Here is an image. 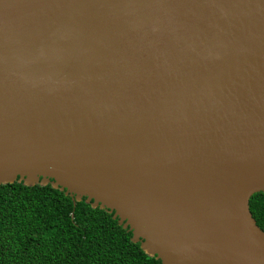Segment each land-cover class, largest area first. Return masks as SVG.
<instances>
[{"label":"water","instance_id":"95a60500","mask_svg":"<svg viewBox=\"0 0 264 264\" xmlns=\"http://www.w3.org/2000/svg\"><path fill=\"white\" fill-rule=\"evenodd\" d=\"M113 213L161 264H264V0H0V185Z\"/></svg>","mask_w":264,"mask_h":264},{"label":"trees","instance_id":"16d2710c","mask_svg":"<svg viewBox=\"0 0 264 264\" xmlns=\"http://www.w3.org/2000/svg\"><path fill=\"white\" fill-rule=\"evenodd\" d=\"M249 208L264 232V193ZM113 213L50 185H0V264H161Z\"/></svg>","mask_w":264,"mask_h":264}]
</instances>
